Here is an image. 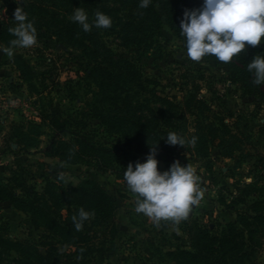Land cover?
<instances>
[{
    "label": "rangeland",
    "instance_id": "rangeland-1",
    "mask_svg": "<svg viewBox=\"0 0 264 264\" xmlns=\"http://www.w3.org/2000/svg\"><path fill=\"white\" fill-rule=\"evenodd\" d=\"M4 16L0 0V18ZM138 34L139 39L131 43L128 53L139 57L145 72L161 84L158 89L183 102L197 95L206 103L198 107L192 103L193 112L186 110L168 116L172 125L182 128L177 134L187 141L197 135L200 126L216 129L214 137L208 135V130L198 129L201 141L197 140L195 145H171L169 154L156 151L160 171L168 170L177 160L196 169L203 198L179 223H157L137 213V197L127 188L124 174L113 170L112 162L106 169L99 168L113 158L100 160L98 152H89L73 135L59 134L57 120L64 119L67 113L90 115L85 105L89 96L84 82L65 85L70 77L77 79L79 68L85 69L77 56L67 53L57 41L45 47L44 56L40 57L35 45L17 50L15 54L27 53L30 66L37 67L36 75L48 70L45 83L32 79L30 89L29 80L22 78L15 68L13 57L0 52V181L16 183L19 193L21 189L41 193L49 182L71 187L89 179L113 197L115 227L107 222L96 226L99 250L90 264H176L180 249H192L186 223L198 220L220 233L227 223L238 225L239 213L247 211L254 215L255 210L248 207L264 199V101L229 81L214 60L206 56L198 62L189 59L184 42L165 21L157 33L144 19ZM58 80L60 85L55 84ZM61 112L64 114L60 115ZM98 136L103 143L104 136ZM148 154L130 149L115 165L125 171L129 163L144 162ZM47 235V231L34 226L27 214L9 201H0L1 237L24 247L31 245L44 254L51 248L45 244ZM257 236L260 248L252 262L244 264H264V225L259 226ZM58 248L76 259L73 247ZM0 264H16L1 247Z\"/></svg>",
    "mask_w": 264,
    "mask_h": 264
},
{
    "label": "trees",
    "instance_id": "trees-1",
    "mask_svg": "<svg viewBox=\"0 0 264 264\" xmlns=\"http://www.w3.org/2000/svg\"><path fill=\"white\" fill-rule=\"evenodd\" d=\"M1 2L5 8V16L0 18V45H9V41L13 39L8 29L15 24V10L22 7L37 29V43L34 46L37 56H44L45 47L52 41H57L67 53L81 60V66L84 65V70L79 68L76 71L77 79L70 77L65 81V85L70 82L82 85L80 82H84L88 87L89 96L85 105L90 115L67 113L64 119L60 117L61 119L57 120L58 132L62 135H73L80 144L89 148V152L91 149L98 152L100 155L97 157L100 160L113 158L106 161V166L101 164L99 168L106 169L112 162V169L119 175L124 174V170L115 164L120 163V156L127 154L130 149L138 153H150L152 147H156V151L169 154L173 148L166 142L165 136L169 132L177 133L182 128L172 125L168 116H175L179 112L183 114L186 110L193 112L190 106L192 103L197 107L206 104L204 99L198 98L197 95H192L188 101L183 102L177 100L176 95L161 92L158 89L161 84L145 72L139 57L128 53L131 43L139 39L138 32L144 19L152 24L157 33L161 22L165 21L173 33L184 42L179 30L184 12L201 8L203 0H151L149 7L145 9L139 7L140 0ZM76 7L85 9L90 21L96 11L106 13L112 19V26L108 29L93 27L91 31L84 32L71 20ZM26 54H14L13 63L22 78L29 80L28 86L31 89L33 85L30 80L36 78L44 84L48 70L36 75L37 67L30 66ZM257 54L264 55V42L255 47H246L228 63L217 61L214 56L206 57L220 66L229 81L240 84L247 93L264 101V84L253 83L254 76L247 70V63ZM37 65L42 66L38 63ZM56 76L58 78V75ZM55 84L60 85V80ZM62 114L64 112L60 113ZM93 120H96V123H92ZM198 129L208 130V135L213 137L216 130L200 126L195 135L199 141L201 139L198 137ZM98 134L104 136L103 143L98 141ZM17 186L16 183L0 181V201H9L16 209L27 214L37 229L47 231L48 243L45 244L51 245V248L50 252L43 254L31 245L26 248L22 243L0 236V247L7 251L14 262L90 264L91 258L99 250L95 238L96 226L107 222L112 228L115 227V199L89 179H83L71 187H59L57 183L49 182L41 193H30L27 189H21L23 191L19 193ZM81 207L91 215L84 222L83 228L77 231L72 217L78 214ZM248 208L255 210L254 215L247 211L239 213L238 225L227 223L220 233L201 225L198 220L186 223L185 230L192 249H180L176 264L252 262L260 248L257 233L259 226L264 225V199L256 200ZM58 245L73 247L72 255L76 259L61 252ZM11 252L16 255L13 256Z\"/></svg>",
    "mask_w": 264,
    "mask_h": 264
},
{
    "label": "clouds",
    "instance_id": "clouds-1",
    "mask_svg": "<svg viewBox=\"0 0 264 264\" xmlns=\"http://www.w3.org/2000/svg\"><path fill=\"white\" fill-rule=\"evenodd\" d=\"M150 3L151 0H140L139 7L148 8ZM13 20L14 26L8 29L13 39L8 47H0V52L9 58L17 50L31 48L37 43V29L22 7L15 10ZM71 20L84 32L91 31L93 27L108 29L112 26V19L106 13L96 11L90 21L88 13L81 7L75 8ZM179 30L186 55L192 61L214 56L217 61L231 62L246 47L264 42V0H203L201 8L185 10ZM247 70L254 76L253 83L264 84V55L254 56L247 63ZM165 137L166 142L173 146L195 145L198 139L193 136L186 141L176 132H169ZM158 164L156 147H152L144 162L129 163L123 179L137 197V213L157 223L169 220L179 223L203 198V193L198 190L196 169L190 164L182 165L179 160L165 171H160ZM90 215L83 207L73 215L77 231L83 228Z\"/></svg>",
    "mask_w": 264,
    "mask_h": 264
}]
</instances>
